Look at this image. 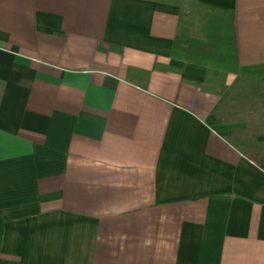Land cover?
Returning <instances> with one entry per match:
<instances>
[{"label": "crops", "instance_id": "obj_1", "mask_svg": "<svg viewBox=\"0 0 264 264\" xmlns=\"http://www.w3.org/2000/svg\"><path fill=\"white\" fill-rule=\"evenodd\" d=\"M198 3L232 17L240 68L264 65V0ZM180 12L0 0V264H264V155L171 57Z\"/></svg>", "mask_w": 264, "mask_h": 264}, {"label": "trees", "instance_id": "obj_2", "mask_svg": "<svg viewBox=\"0 0 264 264\" xmlns=\"http://www.w3.org/2000/svg\"><path fill=\"white\" fill-rule=\"evenodd\" d=\"M158 1L177 5L181 9L171 57L205 67L206 86L216 84L221 89L216 92L220 97L219 104L223 105V99L228 95L244 97L254 104L246 108V102L242 103L240 112H244L246 116L255 112H262L264 115V85L257 84L264 77V65L239 67L236 52L233 50L232 17L217 15L212 9L202 7L198 0ZM229 74L235 75L236 79L231 86L226 87L224 83ZM218 109L219 106L215 111ZM235 134L238 136L229 140L236 150L245 155L250 152L264 155V141L255 142V134L247 136L244 130H236Z\"/></svg>", "mask_w": 264, "mask_h": 264}, {"label": "rangeland", "instance_id": "obj_3", "mask_svg": "<svg viewBox=\"0 0 264 264\" xmlns=\"http://www.w3.org/2000/svg\"><path fill=\"white\" fill-rule=\"evenodd\" d=\"M258 84V83H257ZM264 85V84H258ZM211 90L215 92L221 91V89L216 85L208 86ZM222 97V96H221ZM239 99V100H235ZM223 105L219 104V109L216 111L215 115L218 118H221L224 122H237L240 123L241 121L245 120L248 117L247 121L250 123V127L243 129L246 132L247 136H257L261 132H264V115L262 112H255L248 116L244 112H240L241 104L246 102L245 107L249 108L254 104V102H249L244 97L236 98L234 95L225 96L223 99ZM262 126V129H258V127ZM242 130V131H243ZM261 131V132H260Z\"/></svg>", "mask_w": 264, "mask_h": 264}]
</instances>
